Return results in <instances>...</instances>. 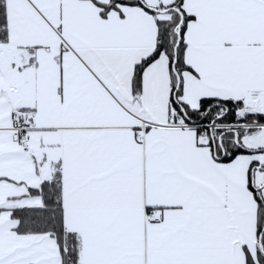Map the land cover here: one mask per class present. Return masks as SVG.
Returning <instances> with one entry per match:
<instances>
[{"label":"snow or ice","instance_id":"snow-or-ice-1","mask_svg":"<svg viewBox=\"0 0 264 264\" xmlns=\"http://www.w3.org/2000/svg\"><path fill=\"white\" fill-rule=\"evenodd\" d=\"M0 264H264V0H0Z\"/></svg>","mask_w":264,"mask_h":264}]
</instances>
